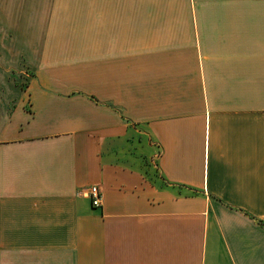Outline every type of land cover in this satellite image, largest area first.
Returning a JSON list of instances; mask_svg holds the SVG:
<instances>
[{"label":"crops","instance_id":"crops-1","mask_svg":"<svg viewBox=\"0 0 264 264\" xmlns=\"http://www.w3.org/2000/svg\"><path fill=\"white\" fill-rule=\"evenodd\" d=\"M0 264H264V0H0Z\"/></svg>","mask_w":264,"mask_h":264},{"label":"built area","instance_id":"built-area-1","mask_svg":"<svg viewBox=\"0 0 264 264\" xmlns=\"http://www.w3.org/2000/svg\"><path fill=\"white\" fill-rule=\"evenodd\" d=\"M86 196L90 200L91 206L93 208H97V209L101 208L102 197L98 187L96 186L90 187L86 192Z\"/></svg>","mask_w":264,"mask_h":264},{"label":"rangeland","instance_id":"rangeland-1","mask_svg":"<svg viewBox=\"0 0 264 264\" xmlns=\"http://www.w3.org/2000/svg\"><path fill=\"white\" fill-rule=\"evenodd\" d=\"M16 64V63H15Z\"/></svg>","mask_w":264,"mask_h":264}]
</instances>
